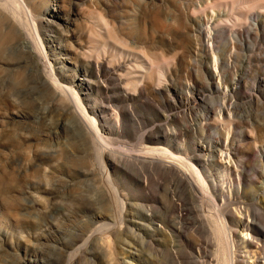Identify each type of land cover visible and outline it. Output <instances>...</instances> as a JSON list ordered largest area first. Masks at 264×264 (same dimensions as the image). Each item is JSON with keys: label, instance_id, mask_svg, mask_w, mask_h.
<instances>
[{"label": "rangeland", "instance_id": "obj_1", "mask_svg": "<svg viewBox=\"0 0 264 264\" xmlns=\"http://www.w3.org/2000/svg\"><path fill=\"white\" fill-rule=\"evenodd\" d=\"M262 2L26 0L50 62L65 70L58 81L108 141L103 164L125 209L104 180L100 154L77 127L71 96L64 95L62 105L27 69L22 51L5 41L0 44V176L6 174L11 187L0 191V264H67L73 244L72 250L101 225L117 222L122 224L83 249L72 264H196L199 245L207 251V264H216L214 238L204 227L208 217L237 231L240 263L247 264L248 253L242 232L256 244L248 249L263 250L264 12L255 11L237 27L230 24L237 23L244 4ZM4 33L0 27L1 39ZM141 61L143 72L136 69ZM235 74L241 81L232 92L238 104L234 116L250 121L238 122L228 141V126L214 122L222 94L207 86L215 80V87L230 91ZM208 115L211 120L203 121ZM197 123L203 130L194 129ZM227 145L233 187L223 177L230 162L222 157ZM155 147L198 170L209 189L204 203L179 185L175 168L143 159L147 148ZM49 150L56 155L49 157ZM238 211L243 227H236ZM168 220L177 222L179 231Z\"/></svg>", "mask_w": 264, "mask_h": 264}, {"label": "bare ground", "instance_id": "obj_2", "mask_svg": "<svg viewBox=\"0 0 264 264\" xmlns=\"http://www.w3.org/2000/svg\"><path fill=\"white\" fill-rule=\"evenodd\" d=\"M245 3V2H243ZM26 0H0V27L5 31L4 38H0V44H3L5 41H8V45H11L13 47H16L22 51V53L26 56L27 60L24 62L25 66L27 67L26 63L28 64L27 69L33 73H37L39 76V82L41 85L54 97L58 98V101L64 105L65 102L63 101L64 95H70L73 102L75 103V111L74 115H76V118L78 119V125L79 131L82 136H84L86 139L92 141V145L94 147V150L97 152V154H100L99 162L101 163L102 169V175L104 177V180L107 181V185L109 190L114 192L116 194V189L114 188L110 175L107 171V168L103 164L104 155L107 152L106 148L108 141L107 139L100 133L99 129L97 128L95 122L88 116L86 108L83 106V104L78 101V99L74 96H72V92L70 88L64 83H60L58 81L59 74L64 72V68L60 69V71L56 70L52 63L50 62L48 51L46 50L45 45L43 44V41L38 33V27L36 24H31L29 20V15L26 12ZM240 9V8H239ZM243 10V13L240 15V17H236L235 20L237 23H230L233 27H237L238 23L244 19H249V15L254 13L255 11L259 10L264 12V3H253L252 5H245L244 7H241ZM213 13L215 12V9H212ZM50 11L48 10L47 13ZM248 13V15H246ZM214 15V14H213ZM99 25V24H98ZM256 26L257 23H254ZM211 29L208 30L209 34H212ZM2 33V32H1ZM94 35H98L97 31H92ZM238 33L236 32L234 34V39H237ZM143 58V56L138 57ZM215 63H216V57H214ZM146 61H148L146 59ZM20 62V61H19ZM1 63V62H0ZM149 62H146V64ZM23 64V63H21ZM145 64V63H144ZM11 65V64H10ZM154 65V64H153ZM153 65H151L153 67ZM143 61L139 63L138 66H136L137 70H140V72H143ZM217 69V64H215ZM99 62L96 63V66H93V71L95 73L99 72ZM137 73V71L135 72ZM212 80L213 74H211ZM228 79V78H226ZM233 83L231 90L229 91L228 87L224 88L222 85H218L215 87V80L211 84L207 86V88L210 89H216L217 92H221L222 96L218 100L221 103V109L220 111L215 115L214 122L216 125H221L222 127L228 126L229 133H227V140L230 141L231 136L233 135V128L235 125L238 124V122L246 123L250 121L248 117H242L238 120H236V117L234 116L233 110L238 109V104L234 102V95L233 91L240 88V78L237 74H235V77L233 78ZM65 106V105H64ZM209 115L205 116L203 121H209ZM62 127L66 128L67 123H61ZM188 128L193 127L188 122ZM192 129V128H191ZM195 130H203V124L197 123L194 126ZM247 134L251 136V133L247 132ZM80 134L77 136L82 137ZM84 142V139L82 140ZM49 148V146H48ZM47 155L49 157L55 156L56 152L49 150L47 151ZM91 157L93 156V153H90ZM223 155H225V158H228L230 160L229 165L225 164L224 166V173L223 177L224 180H227V183H230V186L233 187V181L231 179L233 165L231 164V150L229 149V145L226 146V150L223 152ZM123 158L130 160V157H126L125 155H122ZM143 159L148 160L149 158L152 161H158L163 160L165 162V165L167 168H175L178 172L177 174V180L179 185H187L191 188V190L196 193L197 198L201 199V201L204 203V201L207 199V192L208 188L206 185V182L204 178L201 176V174L198 172V170L191 165L187 159L183 157H176L174 154H172L167 148L159 147V148H147L145 151V154L143 153L141 155ZM200 157V155H198ZM223 162V161H222ZM104 166V167H103ZM223 167V166H221ZM209 164H205V169H209ZM91 171V170H90ZM11 187V183L8 179H6V174L4 176H0V191L7 192L9 188ZM48 189V188H47ZM238 193V191H237ZM117 202L120 204L122 211L125 209V204L121 201L119 195L116 194ZM40 199V198H39ZM116 199V198H115ZM240 213L239 221H236V227L238 224H240L241 227L242 221H243V214ZM94 215H97V217H100V213H95ZM247 217L250 219V214L247 212ZM209 219V226H204L205 228L208 227L210 233L213 235V241L215 245V251H214V260L216 264H245L240 263L238 258L236 260V253L238 250V246L235 243V237L236 232H228L227 227L223 221L216 220L214 218L208 217ZM181 219V217H180ZM204 219V218H202ZM120 220L123 221V216L120 217ZM248 227L251 223V220H247ZM118 224H122V222H117L114 225L118 226ZM114 225H111L109 223L103 224L100 227L96 229L95 232H93L90 236L87 237V239L84 241V243L77 247L76 249L72 248L76 245L73 244L71 248L67 250V253L71 255V259L67 262V264H72V258L78 256L79 253L82 252L83 249L87 248L89 245H91L97 238H103L106 236V234L111 231L114 227ZM167 225L170 227H174L177 231L178 229V223L174 221H167ZM207 228V229H208ZM244 233L242 236L244 249L248 252L246 253V256H244V262L247 264H264V256L261 257L259 255L264 254L263 250H251L248 249L249 247H254L256 244L252 241H249V237H247V233ZM239 235V234H238ZM212 241V242H213ZM208 247V246H207ZM199 249L201 251L198 252L197 255V262L196 264H207L209 261L207 260V251L205 247L202 245H199ZM71 251V252H70ZM175 259H178L177 256H175ZM249 261V263H248ZM212 262V261H211Z\"/></svg>", "mask_w": 264, "mask_h": 264}]
</instances>
